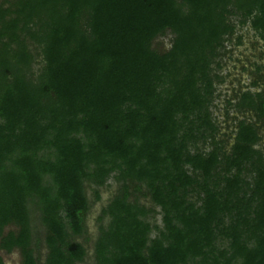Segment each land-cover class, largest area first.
I'll use <instances>...</instances> for the list:
<instances>
[{
  "label": "trees",
  "instance_id": "1",
  "mask_svg": "<svg viewBox=\"0 0 264 264\" xmlns=\"http://www.w3.org/2000/svg\"><path fill=\"white\" fill-rule=\"evenodd\" d=\"M244 27L264 44V0H0V250L264 264V53L224 101L229 135L212 115Z\"/></svg>",
  "mask_w": 264,
  "mask_h": 264
},
{
  "label": "rangeland",
  "instance_id": "2",
  "mask_svg": "<svg viewBox=\"0 0 264 264\" xmlns=\"http://www.w3.org/2000/svg\"><path fill=\"white\" fill-rule=\"evenodd\" d=\"M236 34H240L242 37L241 45H233V40L225 43V53L220 59L221 67L217 71V74L221 77L222 81L215 85V95L217 96H215L213 100L214 109L212 110V115L220 128V137L221 135H229L230 130H232L231 119H225L224 121L223 118L224 101L226 99L230 100L232 98V93L235 92L237 88H241V90H243V87L247 85L250 80L255 78L256 74L254 75L253 72L254 65L257 66L262 63L261 56L264 53V44L254 37L248 28L244 27L239 32H236ZM168 37L169 36L166 35L155 40V44L158 48L166 49L168 47ZM257 74L262 75V87H264V70L258 72ZM228 116L230 118L235 116L230 108L228 109ZM222 139H225V137ZM108 183L109 186L100 189V200L93 202L88 214L86 215L85 227L90 237L95 234V216L98 214L99 209L104 205L107 198L114 191V183L111 181H108ZM86 193L88 200L92 201L90 191H87ZM87 245L89 244L87 243ZM43 254L44 250L41 246L39 250L40 264ZM89 255L90 251H88V257L85 261L80 264H90L91 260ZM0 258L3 264H20V256L17 250H12L9 253H4L0 250Z\"/></svg>",
  "mask_w": 264,
  "mask_h": 264
}]
</instances>
